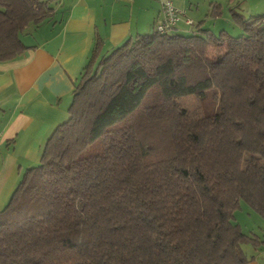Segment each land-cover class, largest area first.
Masks as SVG:
<instances>
[{
  "label": "trees",
  "instance_id": "1",
  "mask_svg": "<svg viewBox=\"0 0 264 264\" xmlns=\"http://www.w3.org/2000/svg\"><path fill=\"white\" fill-rule=\"evenodd\" d=\"M58 1L0 0V61L27 47L20 34ZM229 12L242 34L154 27L103 54L95 43L67 119L0 209V264L254 259L242 243L264 246V230L233 219L240 200L264 219V14ZM209 90V114L180 104Z\"/></svg>",
  "mask_w": 264,
  "mask_h": 264
},
{
  "label": "crops",
  "instance_id": "2",
  "mask_svg": "<svg viewBox=\"0 0 264 264\" xmlns=\"http://www.w3.org/2000/svg\"><path fill=\"white\" fill-rule=\"evenodd\" d=\"M171 1L184 10L179 32L198 25L217 33L229 20L233 30L238 26L228 12L233 0L226 4L230 19L221 0H206L203 12L188 8L191 0ZM217 2L221 13L210 16V4ZM160 11L159 0H59L48 19L25 27L20 38L27 47L0 61V209L25 169L39 162L54 127L67 119L72 88L95 43L103 54L128 37L151 32Z\"/></svg>",
  "mask_w": 264,
  "mask_h": 264
},
{
  "label": "rangeland",
  "instance_id": "3",
  "mask_svg": "<svg viewBox=\"0 0 264 264\" xmlns=\"http://www.w3.org/2000/svg\"><path fill=\"white\" fill-rule=\"evenodd\" d=\"M221 1L223 9L224 11H226L225 13L226 15H228V19H230L226 4H229L231 0ZM235 2L236 0H233L231 2V5L240 13L252 12L253 14H255L257 12L259 14H264V2H262V0H242L239 3L240 6H236ZM205 3L206 0H191L190 3L187 4V7L194 9L196 6L197 8L195 9H198L199 12H203ZM250 9L252 11H249ZM177 24H179V22ZM223 24L225 30L229 34H242V31L238 26L235 27V30L231 28L230 20L229 22L226 21V23ZM179 101L180 104L184 105L192 115L209 114L214 111L217 105V98L212 96L211 90L208 91L205 98L203 99H199L193 94H183L179 97ZM234 212L235 218L233 219V222L240 225L245 233H256L259 235L261 234L262 230H264V219H262L257 212L251 210L243 200H240L239 207L236 208ZM242 249L248 257L254 256V259L252 260L253 263L264 264V246H261L258 249H254V247L250 243H242Z\"/></svg>",
  "mask_w": 264,
  "mask_h": 264
},
{
  "label": "built area",
  "instance_id": "4",
  "mask_svg": "<svg viewBox=\"0 0 264 264\" xmlns=\"http://www.w3.org/2000/svg\"><path fill=\"white\" fill-rule=\"evenodd\" d=\"M161 16L155 21V29L159 32L167 30V28L176 26L179 19L184 15V10L177 8L171 0H160ZM187 24H192V20L185 18Z\"/></svg>",
  "mask_w": 264,
  "mask_h": 264
}]
</instances>
